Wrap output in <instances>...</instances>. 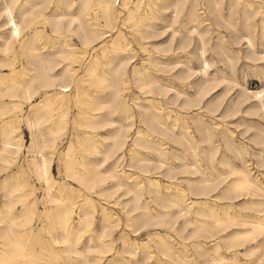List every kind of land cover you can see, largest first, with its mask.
Masks as SVG:
<instances>
[{
  "label": "bare ground",
  "instance_id": "bare-ground-1",
  "mask_svg": "<svg viewBox=\"0 0 264 264\" xmlns=\"http://www.w3.org/2000/svg\"><path fill=\"white\" fill-rule=\"evenodd\" d=\"M40 3L41 0H0V69L6 70L0 73V172L3 173L10 164L20 161L18 155L22 150V138L18 131V122L21 120L29 132V143L26 152L23 151L21 162L28 172L34 174L42 183L44 194L41 200L45 207L40 212L42 217L39 220H43L40 229L46 230L48 238L38 251L30 252L25 249L26 232L33 231L32 220L37 214L35 204L32 202L16 210V201L21 196L15 193L19 186L15 183H2L0 244L3 247H0V264L5 262L18 264L21 257L35 264H84V256L78 254L91 253L87 259L92 261L98 258L99 251H103L96 235H89L84 245L80 247L82 240L80 233L86 232L87 228L88 205L84 201L75 205L67 194L64 195L66 190L71 191L69 186L59 184L53 190L55 179L44 163L46 147L52 146L46 145V141L58 142L62 135L66 134L69 98H74L75 105L80 110L79 117L83 116V120L76 121L75 126H82L86 131L81 136H76L77 146L70 141L63 150L71 149L63 165L65 177L69 174H78V169L82 171L83 168L92 167L90 153L96 145L102 143L94 129L100 128L102 124L120 125L121 128L129 129L128 135L131 139H128L124 146L126 178L116 187L140 193L139 198L125 196L124 200L120 201L125 205V210L131 213L132 218L146 231V239L137 240L136 235L140 231L129 235L131 243L138 248L136 260L139 264H145V261H148V264H189L193 258L198 260L199 264H217L218 261L243 264L248 253L264 245L262 243L264 237L242 243L243 238L252 235V226L259 223L261 212L264 211V196L255 194L264 192V172L255 173L248 167V155L244 153L245 144L233 136L232 130L226 128L222 130L223 134L214 140L218 149L223 146V150H218V156L215 155L214 160L211 150L206 154V158L202 157L200 161L191 155H182L185 149L180 144L173 143L172 139H187L186 136H182L179 125L194 127L198 121L193 115L186 116L176 111L172 117L168 112L163 114L159 107L151 106L152 97L147 96L154 94L151 85L146 86L147 103L138 106V109H143V122H140L138 117L137 125L130 126L118 118H110L108 108L115 102V89L118 83L113 71L117 66L118 53L112 51V40L107 38L106 29L97 27L95 23L83 22L84 32L90 40L88 43L91 44L88 49L90 55L84 57L78 51L82 47L80 38L71 36V31L80 27L72 21L79 18L83 10L82 3L77 0H55L48 19L60 22L57 25L59 34H54L51 27H45L35 17L34 9ZM73 3L74 8L71 7ZM224 3L225 0H160V3L154 6L153 15L156 19L150 22L153 35L159 30L164 32L165 29L172 28L173 21H177L174 31L181 32L185 40L174 43L171 38L167 45L162 46L161 42H155L153 47L166 48L169 44L173 48L183 46L187 42V34L192 32L199 33L191 40L199 44V36L211 32L212 45L216 49L214 58L218 60L221 55L231 59V55L228 54V42L220 31L221 27L230 28L236 36L243 38L246 44L247 39L254 41L256 34L264 41V16H259L256 24L252 20L261 9L257 0H227L226 10ZM136 5L137 0H131L127 9L120 8L119 4L117 8L124 13L130 23H136L138 19L134 14ZM218 5L220 7H217ZM238 6L244 17L241 29L231 15ZM151 7L153 6L145 0L140 13L143 14ZM130 11L133 14L130 15ZM103 14L107 19L111 12L105 8ZM104 24L105 21H100V25ZM102 35L108 39L104 47L100 46L104 44V40L99 39ZM92 48H96L97 51L92 52ZM105 49L108 50L107 54ZM257 55L264 56V48L257 52ZM60 57L70 59L61 63ZM82 57L83 61L75 65L80 71L74 76L69 75L68 64L80 61ZM166 59L168 63H162L163 67L189 62V57L183 55L170 56ZM58 64L60 66L55 67ZM196 69L200 70L198 66L193 70ZM211 76L215 81L221 79L215 73ZM83 83L90 89H81ZM156 83L160 85V91H167L172 87L171 82ZM184 95L186 93H180V96ZM5 98L9 101L3 100ZM34 98L40 99L33 103ZM177 100L173 99L174 102ZM209 100L212 105L219 101ZM23 102L28 104L26 111L21 116L13 114L15 111H23ZM55 105L58 108L56 117L53 115ZM178 107L184 110L190 108L180 103ZM259 108L260 105L256 101L251 109L259 111ZM161 115L164 117L163 120L159 119ZM209 122L208 118L204 119L205 124ZM219 123L217 121V124ZM149 127L153 131L148 136L139 137L140 147L136 148L133 140L137 139V133L141 131L148 133ZM204 131L210 132L211 128H205ZM257 131L255 138L258 141L264 129ZM118 132L119 129L113 132L109 130L101 137L107 140ZM169 134L172 138L166 139ZM167 144L170 146L169 149L165 148ZM76 148L80 151L79 154H76ZM151 150L155 153L152 154ZM161 150L167 153L165 157L167 164L164 168H145L143 171H137L129 163L135 152L139 154L137 164L144 162L149 165H160L165 162L158 155ZM229 150L240 158L239 165L233 163L231 156L227 154ZM255 157L258 165L264 159L259 149ZM217 162L223 164L225 168L219 167ZM194 168L197 172L201 169L204 171L197 176H193L191 171H186ZM129 172L132 175H128ZM176 172L181 173V176L177 180L169 179V176ZM75 179L73 177L74 181ZM189 184H196L200 193L210 186L208 188L210 194L196 195L200 200L192 199L191 194L186 195L189 192ZM240 197H244L243 201L234 207L231 201ZM222 199L229 202L222 204L220 202ZM169 205L176 207L166 212L165 209ZM189 207H191L189 214L181 217V212L187 211ZM213 212L216 215L215 222H206L203 218ZM172 221H175L174 226ZM163 228L166 229L165 232L161 231ZM98 231L102 232L103 228L95 229L94 232ZM116 238H119V234ZM234 245L236 247H233ZM4 246H11L13 249L7 250ZM124 247L121 243L117 249L123 250ZM229 248L233 250L229 251ZM258 258L257 256L253 259ZM127 259V256L115 253H110L106 257L111 264H124Z\"/></svg>",
  "mask_w": 264,
  "mask_h": 264
},
{
  "label": "clouds",
  "instance_id": "clouds-1",
  "mask_svg": "<svg viewBox=\"0 0 264 264\" xmlns=\"http://www.w3.org/2000/svg\"><path fill=\"white\" fill-rule=\"evenodd\" d=\"M54 2L55 0H41L39 6L34 9V15L42 25L51 27L54 34H59L57 25L60 22L48 19L49 13L52 12ZM77 2L82 3L83 10L79 18L72 21L74 24H79L80 27L72 30L71 36L80 38L82 47L78 51L84 57L90 55L88 49L91 47V44L88 43L90 40L87 39V34L84 32L83 23L87 21L89 24L95 23L97 27L106 29L107 38L112 40L111 49L118 53L117 66L113 70L118 83L115 89V102L108 108L110 118H118L130 126L137 125V117H140V122H143V109H138V106L145 99V95L147 94L146 86L151 85L154 94L158 93L161 97L159 100H156L155 96L153 97V107H159L162 110L165 105L171 103V100L178 99L180 104L186 106L191 105L190 108L198 110L192 113L198 121L194 127H187L186 124L179 125L182 136H186L187 139H172L173 143L180 144L185 149L182 155L187 156L190 154L200 161L202 157L206 158V154L211 150L212 159L214 160L216 152L219 150L214 140L217 136L223 134V129L229 127V117L222 114L217 115L224 105L227 95L221 97L215 105H212L211 101L208 100L211 93L219 87L218 84L206 83L213 79L209 75V72L212 68H217L218 65L223 64L226 69L230 70V78L233 81L239 80L241 84L244 83L242 70H240L241 61L244 59L264 60V56L256 57L251 55L255 48L254 41L247 39L248 56H237L233 54V59L220 57L218 60L214 58L216 49L212 45L211 32L200 35L199 44H196L194 48L191 46V40L193 36L199 35L196 32L187 34V42L183 46L173 48L169 44L166 48L153 47L155 36L153 35L150 22L156 19L153 15L155 10L154 6L160 3V0H147V3L153 7L149 8L143 14L140 13V8L144 5L145 0H137L134 13L138 18L136 23H130L124 13L117 8L119 4L120 8L127 9L131 0H123L122 4L121 0H77ZM257 2L261 5V9L252 18L253 21L256 17L264 16V0H257ZM71 7L74 8L75 3ZM217 7L220 6L218 5ZM105 8L111 12L110 17L107 19L103 14ZM131 14L133 13L130 11ZM178 15L179 13H177ZM100 21H105V24L100 25ZM176 24L177 21H173L172 28L167 29V32L172 34L174 42L179 43L180 40H185V36L179 31H174ZM99 39L104 40V44L100 45L101 47H104L108 43V39H105L103 35ZM240 43L243 44L245 42L240 41ZM190 48H192L191 51H189ZM95 51L97 49L92 48V52ZM107 51L105 49V54H107ZM178 55L189 57V62L174 64L172 67L162 66V63H168L166 58ZM59 59L63 63V61L70 58L60 57ZM82 61L83 57L80 61H72V63H69L67 68L68 74L74 76L79 72L80 68L75 65ZM59 66V64L55 65V67ZM197 66L200 70H193ZM260 72L261 79H264V66H262ZM157 81L161 83L171 82L172 87L166 91V94H162L165 91H160V85L156 83ZM224 83L226 87L236 90L237 94L241 97L230 115H239L240 109L244 104L255 100L260 105L259 111L255 113H244V115H255L261 120H264V91L248 92L247 87L242 88L240 84H229L227 81ZM169 93H171V96H169ZM180 93H186V95L180 96ZM205 118L209 119L210 122L208 124L204 123ZM159 119L163 120V115ZM218 120L220 121L219 124H217ZM205 128H211V131L205 132ZM118 129V134L107 140L101 137L102 143L96 145L90 153L92 157V167L90 169L83 168L82 171L78 169V174H69L65 177V183L68 180L73 181V177L76 178L73 182L79 186L77 190L79 191L80 198L88 205V212L86 214L87 228L85 231L93 232L97 236L100 246L103 248V251L98 250V258L92 261L87 259L91 253L78 254L84 256V264H111L110 261L106 260L107 255L110 253L127 256L128 259L124 261V264H139L136 260L138 248L131 243L129 235L130 233L137 234L139 231H143V227L132 218L131 213L125 210V205L120 203V201L124 200L125 196H136L139 198L140 193H133L129 192L126 188L121 189L116 187L117 185H121L126 178L124 146L125 142L131 139L128 135L129 129L121 128L120 125L102 124L100 128L94 129V131L101 132L103 130L107 132L111 130L113 132ZM152 131L153 129L149 127L148 133L142 131L137 133V139L133 140L136 148L140 147L141 142L139 141V137L148 136ZM169 138H172L171 134L166 136V139ZM252 143L264 145V134L261 135L258 141H252ZM46 145H52L51 147H46L47 154L44 155V163L49 173H51L53 166L58 171L62 170L65 157L68 156L71 149L61 151L63 144L54 140L46 141ZM158 155L165 161L160 165H149L144 162L137 164L139 154L135 152L129 163L137 171H143L145 168H164L167 164V160L165 159L167 153L161 150ZM258 166L264 168V159L260 161ZM197 167H199V164ZM186 171H191L193 176H197L201 175L204 169H201L200 172H197L195 168ZM128 175H132V173L129 172ZM179 176H181L179 172L172 173L169 179L177 180ZM179 182L186 183V181ZM188 188L189 192L186 195H202L197 191L198 186L196 184H189ZM113 189L115 190L113 191ZM255 194L264 196V192H257ZM175 207L176 205H169L165 211L167 212L170 208ZM190 211L191 207L187 211L181 212V217L187 216ZM179 218L177 217V219ZM203 219L206 222L213 223L216 220V215L213 212ZM94 222H97L98 228H103L102 232L93 231ZM174 224L175 221H172V226ZM117 234H119V238H116ZM84 235L85 232L80 233L81 237ZM262 236H264V211L261 212L259 223L252 226V235L243 238L242 243H247ZM121 243L125 247L123 250H118L116 245ZM233 247H236V245ZM232 250V248H229V251ZM257 256L259 257L258 260H254L253 258ZM145 264H148V261H145ZM189 264H199V261L193 258ZM217 264H227V262L218 261ZM243 264H264V245L248 253L244 258Z\"/></svg>",
  "mask_w": 264,
  "mask_h": 264
},
{
  "label": "rangeland",
  "instance_id": "rangeland-1",
  "mask_svg": "<svg viewBox=\"0 0 264 264\" xmlns=\"http://www.w3.org/2000/svg\"><path fill=\"white\" fill-rule=\"evenodd\" d=\"M226 2H227V0H225L224 5L226 4ZM224 7L226 10L227 4ZM235 12H236V14H235ZM240 12L241 11H240V8L238 6V7H235L234 12H232V14H231L232 18L237 22V26L239 29H241L243 24H244V17L241 15ZM241 17H243V18H241ZM258 21H259V17H256V19L253 21V23L256 24ZM220 31L223 33V36L226 38V40L228 42V54H229V56L231 55L230 56L231 59L234 58L233 54H235L237 56H248L249 55L246 41L243 38L236 36L232 32V30L230 28H227V27H221ZM154 36H155V42H161L162 46L167 45V43L172 38V34L170 32H167V29H165L164 32H161V30L157 31V34ZM240 41H244L245 43L242 44V43H240ZM174 43H177V42H174ZM195 44H196L195 40L191 41V46H193ZM254 44H255L256 48H254L251 55L258 57L257 52H260L264 48V41L261 40L257 34L254 36ZM241 50H243V51H241ZM220 57H224V56L221 55ZM220 57H218V59ZM262 66H264V61L259 60V59H244L241 61L240 70H242V79L244 80V83H242V85L244 87H247L248 92H259V91H262V89L264 88V80L261 79V72H260V69L262 68ZM1 71H6V70H3V68H2V69H0V73H1ZM195 71H198V70L196 69ZM209 73H210L209 74L210 76L213 73H215L221 79H219L217 81L210 80V81L206 82L207 84H218L219 85V87L216 88L217 90L215 89V91H213L211 93V95L208 97V100L209 99L220 100L221 97H224L225 95H227V99L225 100L224 105L221 107L220 112L217 115L222 114L224 116L229 117V121H228L229 127L228 128L233 131V136L238 141H241L245 144L244 153H246L248 155V164H249L248 167H250L252 169V171L255 173H257L259 171L264 172V168H261L258 166V164H256V157H255V153L258 151V149L260 150V152H262V156H264V145H260L258 143H252V141H257L255 138L257 135V132H258L257 130L258 129H264V120H261L258 116H255V115H253V116L252 115H244V113L258 112L256 110L251 109L252 106L256 103V101L251 100L248 103L244 104L240 109L239 115H235V116L230 115L231 112L235 109L236 104L239 102L241 97H240V95L237 94L236 90H232V89L226 87L224 82L227 81L229 84H231L230 82H232V83L239 82L237 84H241V82L239 80H236L235 82H233V80L230 78L231 77L230 70L226 69L223 64H220V66L218 65L217 69L212 68ZM86 85L87 84L83 83V84H81L80 88L81 89H90V87L86 86ZM242 85H241V87L243 88ZM147 96L148 97L151 96L152 100H153L154 96H155L156 100L161 99V97L159 95H156V94H150ZM169 96H171V93L169 94ZM145 97H146V95H145ZM39 99L40 98H34L33 103H35ZM145 99L143 100V102L141 104L147 103ZM3 100H6L7 102L9 101L8 98H5ZM177 101L179 102V100H177ZM177 101L174 102L173 100H171V103L169 105H165L164 108L161 110V112L163 114L168 112V113H170V116L173 117L176 111H179V113L185 114L186 116H192V113L198 111L197 109H194V108H188L187 110L180 109L177 106V105H179V103ZM27 105H28L27 103L23 102V104H22V108H23L22 110L23 111H18V112L15 111V112H13V114H19L21 116L22 113L24 111H26ZM151 106H153V104H151ZM166 107H167V109H166ZM54 108L55 109H54L53 115H54V117H56L57 112H58L57 105H55ZM59 109H61V108L59 107ZM79 111H80L79 108L75 105L74 98H69L67 100V117H66L67 131H66V134L62 135V139L58 141V143L63 144V148L61 149V151L64 150V148L66 147V145L70 141L73 142L74 146H77L76 136L79 137L86 131V128H83L82 126H79V127L75 126L76 121L83 120V116L79 117ZM137 119H138V117L136 118V120ZM167 120H170V119H167ZM218 122H220V121L218 120ZM18 131H19L21 138H22V150L18 155V160H20V161H16L13 164H10L9 167L3 173L0 172V187H1L2 183H5V184L15 183L19 186V190L16 191L15 193L21 194L22 197L20 196V198H18L16 201L17 202L15 204L16 210H20L23 207V205H29L32 202L35 204V209H36L37 214H36V216H34V218L32 220L33 231L28 232V230H27V232H26L27 236L24 239L25 249L27 251L34 252V251H38L39 249H41L43 244L45 243L46 239L48 238V234H47L46 230L42 229V228L40 229V226H41V223L43 222V220L42 221L39 220V218L42 217V214H40V212L45 207L44 203L41 200V197L44 194V189H43V186L41 185L42 183L36 179L34 174L28 172V169L26 168V166L21 162V160L23 158L22 157L23 151L26 152L27 145L29 143V132H28L24 122L21 120L18 122ZM134 131H135V129L133 131H131L130 135H132ZM104 133L105 132L103 130L101 132L95 131V134L98 138H101V136L104 135ZM245 133L247 134L246 136H245ZM262 134H264L263 131H262L261 135ZM217 138H218V136L216 137V140H217ZM165 148L169 149L170 148L169 144L165 145ZM126 150H127V148H126ZM219 150H223V146L222 147L220 146ZM75 152H76V154L80 153V151L77 148L75 149ZM151 153L153 154L155 152L153 150H151ZM218 153H219V151L216 153V156H218ZM227 154L229 156H231L234 164L239 165L241 163L240 158L237 157L232 150H229V152H227ZM178 162H180V161H178ZM217 165L221 168H225V166L223 164H218V162H217ZM51 174H52V177L55 179V182L53 183V190H55L59 184H63L66 187L69 186L71 188V191L67 192V190H66L67 193L64 192V195L67 194V196L70 197V199L72 201H74L75 205H79L83 201L80 198L79 191L77 190L79 186L73 182L74 180L73 181L68 180L67 183H65L64 167L62 168V170L58 171L56 169V167L53 166ZM258 174L262 176L261 173H258ZM162 182H164V180H162ZM222 183L224 184V182H222ZM222 183L220 185H222ZM190 197L192 199L196 198V199L200 200L199 196L191 195ZM242 198L244 199V197H240V198H235L233 201H231L234 203L233 204L234 207H237L243 201ZM2 201H3L2 190L0 188V204L2 203ZM220 202L222 204H226L229 201L227 199H222ZM74 217H76V213L74 214ZM95 229H98L97 222L93 223V231H95ZM152 230H153V228L150 229V231H152ZM161 231L165 232L166 229L163 228V229H161ZM145 234H146L145 230L140 231L139 234L136 235L137 240L146 239ZM89 235L93 236L94 234H93V232H85V235L82 237V240L79 244L80 247H82L84 245L85 240L87 239V237ZM117 246H118V244L116 245V248H117ZM0 247H3V245L0 244ZM4 247L7 250L13 249L11 246H4ZM17 263L18 264H23V263L24 264H35L33 261L24 260L22 257L20 259H18Z\"/></svg>",
  "mask_w": 264,
  "mask_h": 264
},
{
  "label": "snow or ice",
  "instance_id": "snow-or-ice-1",
  "mask_svg": "<svg viewBox=\"0 0 264 264\" xmlns=\"http://www.w3.org/2000/svg\"><path fill=\"white\" fill-rule=\"evenodd\" d=\"M162 94H166V91L163 92ZM187 107H191V105H188ZM208 188H210V186H207L205 188V190L201 193L202 195H209L210 194V191L208 190ZM212 191H214V188L211 189ZM264 237V236H262ZM262 243H264V241H262Z\"/></svg>",
  "mask_w": 264,
  "mask_h": 264
}]
</instances>
